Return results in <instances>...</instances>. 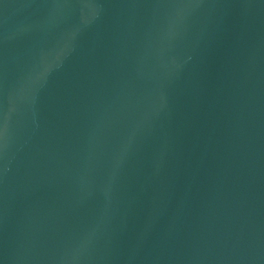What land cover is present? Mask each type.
<instances>
[{"label":"water","instance_id":"water-1","mask_svg":"<svg viewBox=\"0 0 264 264\" xmlns=\"http://www.w3.org/2000/svg\"><path fill=\"white\" fill-rule=\"evenodd\" d=\"M0 264H264V0H0Z\"/></svg>","mask_w":264,"mask_h":264}]
</instances>
